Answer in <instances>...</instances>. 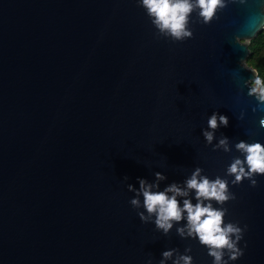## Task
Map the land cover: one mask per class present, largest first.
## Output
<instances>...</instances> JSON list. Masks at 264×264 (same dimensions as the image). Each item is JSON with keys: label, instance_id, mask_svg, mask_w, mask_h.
<instances>
[{"label": "water", "instance_id": "water-1", "mask_svg": "<svg viewBox=\"0 0 264 264\" xmlns=\"http://www.w3.org/2000/svg\"><path fill=\"white\" fill-rule=\"evenodd\" d=\"M191 20L193 37L177 42L157 37L139 0H0V264H159L187 247L193 264H213L177 234L184 222L165 236L130 204L138 178L160 172L163 190L197 167L229 181L225 223L246 226L229 264H264V176L256 187L226 176L243 159L236 143L264 145L245 84L264 0ZM214 112L229 124L208 145ZM222 135L229 153L213 151Z\"/></svg>", "mask_w": 264, "mask_h": 264}, {"label": "clouds", "instance_id": "clouds-1", "mask_svg": "<svg viewBox=\"0 0 264 264\" xmlns=\"http://www.w3.org/2000/svg\"><path fill=\"white\" fill-rule=\"evenodd\" d=\"M230 2L233 3L235 0H139V6L146 11L157 30V37L183 42L193 37L190 25L194 13L197 15L196 23L207 25L218 19V13L222 12ZM245 43V40H239V45ZM245 84L249 86L248 96L254 97L257 101L253 111H264V80L259 75H255ZM259 123L264 127V119ZM228 124L227 116L214 112L208 118L207 130L202 131L206 143L212 145L216 131L220 127H227ZM220 149L225 153L232 151L229 138L223 135L215 144L213 151ZM235 150L243 156V159L233 157L226 170V176L234 177L231 181L233 185L248 180L252 187H256V178L264 176V145L241 140L235 144ZM202 172L203 169L197 167L183 185L173 182L163 190H160V182L165 181L167 177L160 172L154 174L155 180L151 183L146 179L138 178V190L128 185V191L134 193L130 204L134 209L143 207L144 211L137 212L140 221L144 224L154 223L156 230L165 236L170 233L174 225L184 222L183 226L176 228L177 234L182 239L198 240L201 246L208 249L213 264H229V261H236L244 254L238 245L243 239L246 226L242 229L238 223H225L228 209L223 205L235 199L234 194L229 190V181L220 176L212 180L202 175ZM124 180H128V177H124ZM192 193L195 195L192 196ZM193 199L196 201L195 204L192 202ZM213 201L221 207H214ZM191 251V247L185 248L184 254H180L178 249L164 251L159 264H166L169 260L172 264H193V258L188 254Z\"/></svg>", "mask_w": 264, "mask_h": 264}, {"label": "trees", "instance_id": "trees-1", "mask_svg": "<svg viewBox=\"0 0 264 264\" xmlns=\"http://www.w3.org/2000/svg\"><path fill=\"white\" fill-rule=\"evenodd\" d=\"M249 56L245 62L246 66L255 70L264 80V28L250 40L248 44Z\"/></svg>", "mask_w": 264, "mask_h": 264}]
</instances>
